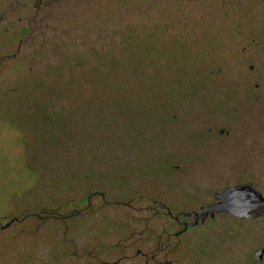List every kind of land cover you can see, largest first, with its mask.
Returning a JSON list of instances; mask_svg holds the SVG:
<instances>
[{
	"label": "rangeland",
	"instance_id": "obj_1",
	"mask_svg": "<svg viewBox=\"0 0 264 264\" xmlns=\"http://www.w3.org/2000/svg\"><path fill=\"white\" fill-rule=\"evenodd\" d=\"M263 48L264 0H0V222L27 207L26 219L47 223L19 236L0 229V264H60L56 237L76 254L71 238L97 241L98 254L104 244L107 261L142 264L136 250L155 249L163 230L170 250L153 264H264V254L253 259L264 217L218 215L174 236L170 216L142 207L153 197L172 215L197 210L210 191L245 179L179 159L217 153L211 124L230 129L220 142L259 140ZM233 74L248 79L250 118L239 109L229 119ZM254 179L264 194V176ZM87 188L109 203L68 216ZM131 233L132 243L141 235L134 246H110Z\"/></svg>",
	"mask_w": 264,
	"mask_h": 264
},
{
	"label": "flooded vegetation",
	"instance_id": "obj_2",
	"mask_svg": "<svg viewBox=\"0 0 264 264\" xmlns=\"http://www.w3.org/2000/svg\"><path fill=\"white\" fill-rule=\"evenodd\" d=\"M262 60H263L262 61L263 64H261V66H262V71H264V59ZM249 68L252 69L253 65L250 64ZM228 81H229V85L231 86V89L229 90L230 91L229 103L231 109V114L229 115L230 121H234L236 119V116L239 113L238 112L239 109L246 110V113H248L246 115L248 118H250V102H252L253 99L250 93V85L246 83L248 82V79L246 80V76H244L243 74H239V75L233 74L231 75V78ZM255 87L259 88V84H255ZM256 97H258L261 100V102L264 103V90H260V91L256 90V95L254 96V98ZM211 106L213 109L215 108V113L217 117V113L219 112V108L221 107L218 104L217 97L213 100V102H211ZM230 121H227V124H229ZM259 125L261 126V128H259V134H258L259 140L258 141L254 140L255 141L254 142L251 139L252 140V144H251V142H249L250 138H248L247 143L245 141L243 143H240L241 141L239 139L228 141L227 139L231 137L230 129H227L228 127H226L225 125L220 126L219 124L218 125L211 124L207 126L205 129L206 132L210 134L213 138L216 137L215 150L217 151V153L196 154L193 155L192 157L187 154L182 155V158L179 159L180 162H185V163L193 162L195 164H198L201 167V169L199 170L205 171L208 175L224 177V176H233L232 174L234 172H238L239 174H242L243 177L245 178L243 181H233L232 183L222 185L223 187H220L214 191H210L211 199L202 203L198 202L197 205L195 206V208L197 207V210L191 208L192 210L190 211H199L201 206L210 204L215 201V198L213 196L214 192H219L224 188H226L227 186H231L237 183L250 182L254 187L258 188L259 191L264 196L263 192L260 190L259 186L257 185V183L261 182V180H258L256 182V180L254 179L260 175L264 176V128L262 126L261 117L259 118ZM246 127L247 128L244 129V134L247 137H250L251 135L250 127L249 125H247ZM222 138H227V139L223 142L218 141L219 139ZM177 166L180 167L181 165L179 164ZM252 171H254L256 174L253 179H250V175L252 174ZM71 201H76V204L66 214L68 216H76V217L85 214H90L94 206H96L97 208H101L105 204L109 203V200L106 199V195L103 191H100L99 189L91 190L89 188L85 189L79 198L77 199L72 198L69 200V202ZM113 202L116 204L121 202L126 206L132 205L131 201L129 200L126 201L115 200ZM142 207L145 210L152 212L151 214L152 216H154L156 213H160L162 215L166 214V216H170L171 219L181 228L183 227L184 222H190L193 220L192 216H186L184 214L185 212H189V211H179L177 212L176 215H172L169 210V205H167L163 201H155L153 197L147 198V201ZM39 209L40 211L45 210V211H54L56 213L57 212L60 213L59 211L55 210L56 208L39 207ZM27 213H29V208L19 207L16 214L12 217V219H10L8 222H3V223L0 222V229H7L9 227H13L15 229L12 230L11 234L12 235L16 234L17 236L18 234H21L24 231L39 232L40 226L43 224H47L43 220L39 221L38 217L32 219H26ZM218 215H228V214H216L214 219ZM214 219L206 218L205 221L207 220L212 221ZM28 220H33L34 227L32 228L29 227V225L27 224ZM197 225H202V224L198 223ZM51 231H57V229L55 230L52 228ZM165 234L167 236L166 238L170 237L171 235L170 233H166L165 230H163L162 233H160L157 236V243L155 249H152L150 252H145L140 249H137L134 256H140L141 258H143L142 264L157 263V257L160 254H162L163 256L167 255L170 250L169 246L165 244V239H164ZM133 235L134 233H131L130 235L125 237L123 241L114 242L110 246L115 250L118 249L120 251L124 249H128L129 247H132L134 246V244L138 243L137 241L141 239V235H138L136 237L137 239L135 242L133 243L129 242V239L132 238ZM174 236H176L175 232H174ZM147 237H150L151 240L154 239V235L150 233ZM133 240L135 239H132L131 241ZM69 241L73 244L77 243V245H79L81 254H76L75 250L72 251L68 249L65 250L64 243L67 242V238L56 237V239H54V242L62 251V253L59 255V261L57 259V262H59L60 264H70L69 261H72V264H74V261L79 259L81 261L80 263L83 264H118L119 263V258L111 261H107L102 258V256L104 255L103 254L104 253L103 250L105 248L104 244L102 245L103 246L102 253L98 254L94 252L97 241H95L93 244L86 243L87 245L85 243L78 242L77 240L72 238L69 239ZM64 250L66 252L65 255L63 254ZM158 264H160V262H158Z\"/></svg>",
	"mask_w": 264,
	"mask_h": 264
},
{
	"label": "water",
	"instance_id": "obj_3",
	"mask_svg": "<svg viewBox=\"0 0 264 264\" xmlns=\"http://www.w3.org/2000/svg\"><path fill=\"white\" fill-rule=\"evenodd\" d=\"M213 196L215 201L201 206L199 211L184 213L186 216H192L193 220L184 222L183 227L175 232L176 236L188 227L196 226L198 223L203 224L206 218L214 219L216 214H228L238 219L264 216V196L250 182L227 186L219 192H214ZM263 254L264 249L259 248L253 253V259L261 260ZM171 263V260L160 262V264Z\"/></svg>",
	"mask_w": 264,
	"mask_h": 264
}]
</instances>
